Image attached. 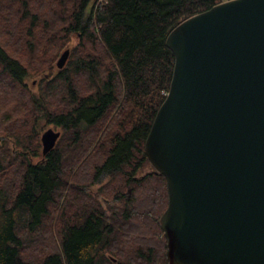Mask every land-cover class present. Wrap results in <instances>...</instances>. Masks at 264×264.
I'll use <instances>...</instances> for the list:
<instances>
[{"label":"trees","instance_id":"1","mask_svg":"<svg viewBox=\"0 0 264 264\" xmlns=\"http://www.w3.org/2000/svg\"><path fill=\"white\" fill-rule=\"evenodd\" d=\"M221 1L0 0V264L167 263L166 180L144 152L174 65L165 38ZM51 123L61 137L35 163Z\"/></svg>","mask_w":264,"mask_h":264},{"label":"water","instance_id":"2","mask_svg":"<svg viewBox=\"0 0 264 264\" xmlns=\"http://www.w3.org/2000/svg\"><path fill=\"white\" fill-rule=\"evenodd\" d=\"M165 44L174 65L144 152L166 180L167 264H264V0H222ZM58 135L41 134L42 154Z\"/></svg>","mask_w":264,"mask_h":264},{"label":"flooded vegetation","instance_id":"3","mask_svg":"<svg viewBox=\"0 0 264 264\" xmlns=\"http://www.w3.org/2000/svg\"><path fill=\"white\" fill-rule=\"evenodd\" d=\"M55 69H57L56 68V66H55V61H54V68H53V72H54V70ZM33 80H35V82H36V79H32V81ZM30 82V83H27V81H26V87L27 88H31L32 87V85L35 83V82ZM8 109L6 108V105H5V103H4V100H3V98H0V123H4L5 124V122H7L8 121V119L10 118L9 117V115H7V113H8V111H7ZM47 129H52L54 132H58V137L56 138V141H55V143H54V145H53V147L52 148H50L46 153H44V154H42V143H41V134L45 131V130H47ZM59 137H61V130L58 128V127H56V125L55 124H53V123H51V124H44L43 125V127H42V130L40 131V135H39V143H40V147H39V150H37L36 151V153H34V155H36V158L34 159V162L35 163H37V162H39V160H42V158H40V157H44V156H46L53 148H54V146H55V144H56V142L58 141V139H59ZM4 138V136H2V135H0V141L2 140ZM27 145H28V148L29 149H31V144H29V143H27ZM60 146H62V143H61V145ZM30 150H20V149H12V152H14V153H28ZM40 154V155H39ZM37 155H39V156H37ZM167 264V263H166Z\"/></svg>","mask_w":264,"mask_h":264},{"label":"rangeland","instance_id":"4","mask_svg":"<svg viewBox=\"0 0 264 264\" xmlns=\"http://www.w3.org/2000/svg\"><path fill=\"white\" fill-rule=\"evenodd\" d=\"M76 42H77V37L74 35V36H72V38H71V40H70V42H69V44H68V47L74 45ZM68 47H67V48H68ZM67 48H65V49H67ZM68 49H69V48H68ZM63 50H64V49H63ZM63 50H62V51H63ZM69 50H70V49H69ZM62 51H61V52H62ZM61 52H60V53H61ZM60 53H59V54H60ZM59 54H58V56H59ZM58 56H57V58H58ZM68 57H69V56H68ZM57 58L55 59V62H56ZM32 79H33V78L28 79V80H27V83H30V82L32 81ZM32 82H35V80H33ZM0 97H1V96H0ZM3 100H5V98H3ZM4 103H5V101H4ZM158 264H161V263L158 262Z\"/></svg>","mask_w":264,"mask_h":264}]
</instances>
